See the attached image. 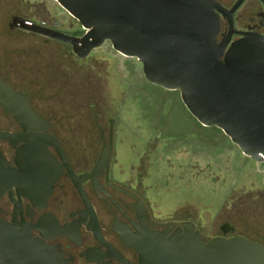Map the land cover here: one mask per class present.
I'll list each match as a JSON object with an SVG mask.
<instances>
[{"label":"water","instance_id":"water-1","mask_svg":"<svg viewBox=\"0 0 264 264\" xmlns=\"http://www.w3.org/2000/svg\"><path fill=\"white\" fill-rule=\"evenodd\" d=\"M78 20L83 33L73 35L14 16L17 26L70 45L79 58L109 42L119 54L135 58L148 82L178 90L187 111L202 125L219 128L241 153L264 161V34L233 23L213 0H55ZM264 8V0H259ZM226 17L224 36L217 40L220 17ZM233 32L240 34L231 39ZM0 102L21 126H49L35 112L26 94L12 91L0 80ZM6 136V134H1ZM23 232L0 225V261L10 264H60L52 247L35 239L23 221ZM108 162L103 150L96 167ZM135 215L147 234L138 238L126 225L113 220L125 244L139 252L140 264H264V244L243 235L204 239L191 222H167L163 232H149L147 215L137 199ZM150 222V221H149ZM178 226L168 236V229ZM227 225V224H226ZM233 227L230 226L229 232ZM226 233V230L224 231Z\"/></svg>","mask_w":264,"mask_h":264},{"label":"rangeland","instance_id":"rangeland-1","mask_svg":"<svg viewBox=\"0 0 264 264\" xmlns=\"http://www.w3.org/2000/svg\"><path fill=\"white\" fill-rule=\"evenodd\" d=\"M12 15L55 21L68 33L83 31L81 24L55 0H0V48L8 58L41 65L37 80L49 107L57 87L59 126H92L94 112L113 118L117 158H137L157 209L192 219L206 239L221 235L223 224L235 235L264 236V161L243 155L219 128L201 126L178 90L145 80L141 64L108 41L80 60L64 44L3 26Z\"/></svg>","mask_w":264,"mask_h":264},{"label":"flooded vegetation","instance_id":"flooded-vegetation-1","mask_svg":"<svg viewBox=\"0 0 264 264\" xmlns=\"http://www.w3.org/2000/svg\"><path fill=\"white\" fill-rule=\"evenodd\" d=\"M213 1L228 12L240 0ZM214 11L220 17L217 35V40H220L225 33L226 17L215 7ZM14 16L26 18L12 15L3 26L28 31L10 27ZM233 23L264 34L261 2L243 0L233 12ZM40 25L58 29L55 21L50 25ZM239 36L233 32L231 39ZM67 47L71 50L70 45ZM6 51V48H0V80L12 91L26 94L30 107L49 123V126H21L0 102V155L16 172L23 221L32 241L34 238L41 240L56 254L61 252L58 254L60 264H140L137 249L125 244L121 234L112 228L113 220L117 218L138 238L147 234L135 215L134 202L137 199L150 221L146 216L142 217V224L150 233L165 231L168 224L162 223L167 222H191L201 233L192 219L165 215L160 207L159 210L155 207L156 198L151 184L143 173L137 171L139 161L135 156L117 158L121 141L117 139L113 118L94 112L92 126H59L57 87L52 86L50 90L52 106L49 107L43 83L37 80V74L42 75L41 65L8 58ZM55 74L57 79V69ZM103 150L108 151V162L96 167ZM8 187L18 204L15 221L21 222L14 171L0 158V225L23 232L24 228L13 221L15 201L10 197ZM230 226L221 225L220 234L226 237L235 235L233 226L232 232L224 233ZM176 228L179 227L173 225L168 229L167 236ZM256 236L249 239L264 244V236L259 232ZM0 264L10 263L0 261Z\"/></svg>","mask_w":264,"mask_h":264},{"label":"trees","instance_id":"trees-1","mask_svg":"<svg viewBox=\"0 0 264 264\" xmlns=\"http://www.w3.org/2000/svg\"><path fill=\"white\" fill-rule=\"evenodd\" d=\"M80 32H82V31H80ZM80 32H79V33H80ZM79 33H76V32H75V34H79ZM56 42H59V43L64 44V45H66V46L68 45L67 43L61 42V41H59V40L56 41ZM85 58H86V57H85ZM79 59H84V58H79ZM200 125H201V124H200ZM201 126H202V125H201Z\"/></svg>","mask_w":264,"mask_h":264}]
</instances>
